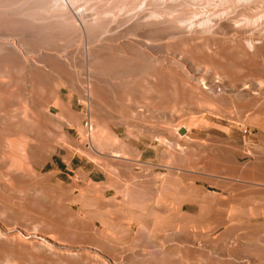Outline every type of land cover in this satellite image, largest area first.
Masks as SVG:
<instances>
[{
  "label": "rangeland",
  "instance_id": "374dc122",
  "mask_svg": "<svg viewBox=\"0 0 264 264\" xmlns=\"http://www.w3.org/2000/svg\"><path fill=\"white\" fill-rule=\"evenodd\" d=\"M10 38L13 36L7 37ZM26 40L27 43L37 40L44 52L62 54L76 48L52 47L34 32ZM109 41L118 43L114 39ZM190 46L176 39L165 48L154 41V46L141 50L159 60L156 70L173 79L175 95H184L182 104L196 101L203 112L205 102L210 100L204 94L189 96L185 88L190 83L186 80L189 72L195 73L199 87L206 81L214 91L215 111L210 116L215 122L207 124L202 114L191 120L188 113L182 121L190 129L188 137L177 134L180 123H175L176 139L173 137L166 143L160 138L152 141L149 133L125 134L123 128L117 127L118 119L112 122L116 124L114 129H120L119 133L108 132L102 108L106 100L101 88L108 81L125 83L131 77L112 76L108 68L103 69L102 82L95 85L92 66L82 68L67 57L47 65V59L42 58L41 63L53 75L52 89L60 102L71 104L80 116L82 133L72 122L58 129L53 126L59 114L67 113L52 105L56 98L42 99L40 91L29 84L16 96L9 91L0 92L3 97L0 98V264H264V230L247 228L244 195L252 192L248 181L253 176L262 181L257 170L262 160L260 149L264 146V102L261 111L252 113L247 106H239L252 101L233 91L223 95L225 84L221 75L212 72L208 61L191 57L188 60L185 54ZM218 50L212 45L209 52L214 55ZM138 52L115 49L113 53L135 56ZM168 55L174 56L173 61L163 59ZM206 63L209 65L205 67ZM76 71L84 77L80 88H72L75 79L70 72ZM159 77L149 72L143 82H136V99L144 100L149 85ZM177 82L183 83V88ZM43 92H48L46 84ZM228 96L237 98L234 107L237 124L220 126L216 119L229 116L225 113L228 104L217 100ZM178 103L175 98V107ZM98 121L110 135L103 153L91 149L90 127L95 128ZM31 124L38 126L34 133L29 131ZM236 128L251 136L248 143L237 137ZM215 140H224L228 145L221 160L218 151L202 147ZM41 144L47 147L46 154L32 147ZM112 144L124 152L125 158L120 160L127 164H119L109 155ZM179 151L193 156L178 157ZM251 155H258V159L253 162ZM235 161L237 165L228 171L227 167H232ZM107 173L123 184L134 183L141 191L122 193L107 182ZM164 182L171 183L170 190H161ZM103 183L105 186L101 187ZM186 185H196L203 191L178 190ZM155 194L158 202L149 204ZM172 210H178V215L172 217ZM6 238L20 239L21 243L10 246L4 243Z\"/></svg>",
  "mask_w": 264,
  "mask_h": 264
},
{
  "label": "bare ground",
  "instance_id": "6f19581e",
  "mask_svg": "<svg viewBox=\"0 0 264 264\" xmlns=\"http://www.w3.org/2000/svg\"><path fill=\"white\" fill-rule=\"evenodd\" d=\"M199 3H202L203 6H199ZM31 32L38 34L52 47L75 45L76 48L69 53L61 52L62 54L57 51L44 52L37 40L35 43H27L26 38ZM10 36L13 38L7 39ZM0 37H6L0 38V92L4 94L9 91L16 96L21 94L25 90V86L29 84L33 89L40 91L39 96L42 99L50 98L53 101L56 98L52 105L57 106L61 112L67 113L65 115L63 112L58 115V122L53 124L57 129L63 125L68 126L72 122L75 127L80 128V133L84 131L79 125L81 123L80 116L74 112L71 104H62L52 89L53 75L41 63L42 58L47 59V65L61 60L62 57H67L74 60L73 64L79 63L82 68L92 66V78L95 85L102 82V75L105 74L103 69L105 68H108V74L112 76H121V74L131 76L129 80L136 84V82H143L149 72L161 76L159 79L166 77L163 71L156 70L159 60L153 57L152 53L141 51L154 46V41H158L161 48L170 46L176 39L180 43H189L191 46L187 50L188 53L185 54L188 56V60L191 57L197 61L211 63L212 72L219 73L224 81L223 95L224 92L233 91L237 96L252 101L239 104L242 108L247 106L252 110V113L263 109L264 0H0ZM58 39H61L62 42H58ZM111 39L117 40L118 43L110 42ZM212 45L219 47L218 52L214 55L209 52ZM115 49H136L139 52L135 56L115 55L113 53ZM173 57L168 55L163 59L170 62L173 61ZM70 73L75 79V86L72 88H80L84 77L81 76L80 71ZM195 77V73L189 72L186 78L190 82L187 86L189 88L185 87L186 91L188 89L190 97H197L198 94L200 97L210 96L214 93L205 80L203 86L199 87ZM44 84L48 86L46 94H42L45 93L43 92ZM167 86L168 84L165 87ZM125 90L130 92L129 89ZM80 91L84 93L83 89ZM119 92L116 93L119 94ZM143 92L145 93V91ZM103 93L105 95L104 91ZM166 93L169 92L166 91ZM201 94L204 95L201 96ZM89 95H91L90 92ZM50 108L51 106H49L51 111ZM65 116L67 118H64ZM4 118L6 120V117ZM95 123V128L92 125L90 127L91 149L96 153H103V146L108 145L110 135L102 128L99 121ZM31 125L33 127H29V131L34 133L38 126ZM179 128H182L181 131L185 133H181ZM179 128L177 134L188 137L189 127ZM242 132H239L237 137L248 143L251 136H246ZM168 133L170 134L172 131H168ZM165 140L167 139L165 138ZM165 140L162 142L165 143ZM112 145H114L113 150L109 155L114 158L115 162L127 164V161L120 160V157L125 158L124 152L117 148L118 145ZM32 147L42 150L41 154L48 152L47 147L43 144ZM177 156L182 158L193 155L179 151ZM194 164L197 165V163ZM236 165L235 161L230 165L232 167H227V170L229 171ZM106 179L109 184L120 188L122 193L141 191L140 188L133 185L134 183L123 184L109 173H107ZM144 183L147 182L144 181ZM103 186L105 183L101 187ZM170 188L171 183L164 182L161 190H170ZM178 190L186 193L203 191L196 185L182 186ZM170 213L172 217H175L179 212L172 210ZM46 223L49 222L46 221ZM176 232L178 233V231ZM1 236L0 232V239ZM4 243L16 246L21 243V240L6 238ZM159 264L163 263L159 262Z\"/></svg>",
  "mask_w": 264,
  "mask_h": 264
},
{
  "label": "crops",
  "instance_id": "0c3cea01",
  "mask_svg": "<svg viewBox=\"0 0 264 264\" xmlns=\"http://www.w3.org/2000/svg\"><path fill=\"white\" fill-rule=\"evenodd\" d=\"M131 82L132 81H130L129 79H125V83L108 81L105 85H103L102 97L105 98L106 104H103L102 108H103V116L107 117L108 132L119 133L120 129H114V126H116V124L112 122L113 119H118L117 127L123 128V133L125 134L149 133L150 139L152 141L155 140L156 142L160 138L161 139L160 141L162 142L165 140V138L167 139L165 141L173 139L175 123H180L179 127L185 126V124L182 123V121L187 119L188 113L190 114L189 118L191 120L193 118L197 119L202 114L207 124L211 122H215V119L211 118L210 116V114L215 111L213 95H210V100L209 101L207 100L205 102V108H203V112H202V108L199 107L196 101L194 102L191 100L190 104L188 105L182 104L181 100L184 95L182 93L175 95L174 81L168 75L163 79L153 80V83L150 84L148 87V95L144 100L136 99L135 85L134 83ZM167 84L168 86L165 87ZM117 85L119 86L117 87ZM178 86L182 87L183 83H179ZM125 89H129L130 92H128V90ZM103 91L105 92V95ZM119 91L125 93L124 97ZM166 91L169 93H166ZM116 92H119L120 95ZM127 93L130 95H128ZM163 95H165L164 96L165 98L163 97ZM109 96L111 97L118 96V98L112 100L111 97ZM175 98L178 99L179 102L176 107L174 105ZM217 101L220 103L222 102L227 103L228 106L226 108H228V110H226L225 113H229L228 114L229 116L217 118L216 119V121L218 122L217 124L220 126H227L232 124L236 125L237 119H236V113L234 111V107L236 106L237 98L234 96H228L225 98L219 97ZM163 107L164 109H161ZM219 111L221 110L219 109ZM168 131L169 132L172 131V133L169 134ZM202 147L204 149H214L218 151V153L220 154V156L218 155L219 160L223 158L222 153H224L228 149V145L224 140H215L213 142H206ZM260 151H261L262 160L261 163H259V168L257 172L258 175H262V181H260V179H255V177L253 176L251 180L248 181L251 182L252 192L244 193L247 202L246 226L247 228L252 230H254L255 228H261L262 230H264V146H262ZM255 159H258V155L257 156L251 155V160L253 162H255ZM257 188L258 189L261 188L262 192H255ZM156 197H157L156 194L155 196L154 195L151 196V199H153V201H149V204L150 203L156 204L158 202ZM143 203L144 205H146L148 202H143Z\"/></svg>",
  "mask_w": 264,
  "mask_h": 264
}]
</instances>
